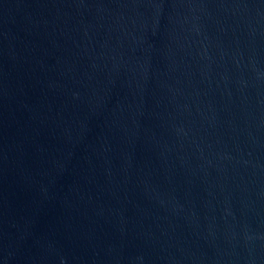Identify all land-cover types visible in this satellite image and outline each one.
Instances as JSON below:
<instances>
[{
  "label": "water",
  "instance_id": "95a60500",
  "mask_svg": "<svg viewBox=\"0 0 264 264\" xmlns=\"http://www.w3.org/2000/svg\"><path fill=\"white\" fill-rule=\"evenodd\" d=\"M0 264H264V0H0Z\"/></svg>",
  "mask_w": 264,
  "mask_h": 264
}]
</instances>
